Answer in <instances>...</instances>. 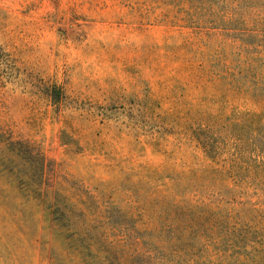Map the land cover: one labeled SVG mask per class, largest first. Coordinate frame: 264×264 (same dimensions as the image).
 <instances>
[{"label":"rangeland","instance_id":"rangeland-1","mask_svg":"<svg viewBox=\"0 0 264 264\" xmlns=\"http://www.w3.org/2000/svg\"><path fill=\"white\" fill-rule=\"evenodd\" d=\"M0 264H264V0H0Z\"/></svg>","mask_w":264,"mask_h":264},{"label":"trees","instance_id":"trees-1","mask_svg":"<svg viewBox=\"0 0 264 264\" xmlns=\"http://www.w3.org/2000/svg\"><path fill=\"white\" fill-rule=\"evenodd\" d=\"M34 161L41 165L44 162L43 157L40 154H36Z\"/></svg>","mask_w":264,"mask_h":264}]
</instances>
